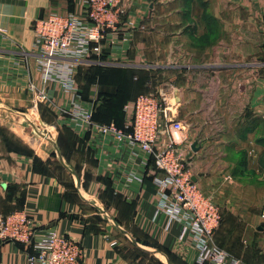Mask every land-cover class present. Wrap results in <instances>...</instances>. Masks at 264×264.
<instances>
[{
    "label": "crops",
    "instance_id": "0c3cea01",
    "mask_svg": "<svg viewBox=\"0 0 264 264\" xmlns=\"http://www.w3.org/2000/svg\"><path fill=\"white\" fill-rule=\"evenodd\" d=\"M84 1L0 0V127L18 142L11 152L0 146V215L25 211L36 228L30 244L0 240V264H27L37 253L34 245L53 230L80 243L79 264H138L125 242L154 257L163 252L174 264H199L196 249L178 242V223L166 231V216L154 221V160L88 122L87 109L100 103L96 92L88 98L77 87L81 98L74 107V93L64 85L75 83L78 66L73 72L69 62L57 61L46 79L34 22L52 13L84 18ZM119 5L123 30L104 58L124 61L136 51L144 61L136 71L139 92L166 94L185 123L193 179L208 189L211 181L241 178L236 169L244 163L243 173L264 181V0H187V13L181 9L186 0ZM131 19L136 27L130 30L124 23ZM41 90L49 100L39 99ZM127 117L124 107L118 119L92 120L122 126ZM25 120L34 128L38 123L50 140L32 141ZM166 142L161 131L158 148ZM84 156L96 166L92 174L89 162L81 163ZM263 226L264 205L256 227Z\"/></svg>",
    "mask_w": 264,
    "mask_h": 264
},
{
    "label": "built area",
    "instance_id": "2783aa9c",
    "mask_svg": "<svg viewBox=\"0 0 264 264\" xmlns=\"http://www.w3.org/2000/svg\"><path fill=\"white\" fill-rule=\"evenodd\" d=\"M119 3L120 0H85L84 18L73 13H52L35 20L36 48L46 56L48 63L46 79L50 78L49 73L55 72L57 61L69 62L70 69L74 68L75 60L103 63L108 46L115 43L120 29L123 30L118 26L123 12ZM124 25L130 30L136 27L132 19ZM122 40L126 41L128 37L124 36ZM69 80L64 86L74 93L72 103L78 108L81 97L76 84ZM38 97L41 101L49 100L45 90H41ZM94 109V103L87 109L89 123L104 135L137 146L154 160L152 175L157 189L154 221L166 216V231L178 223L181 227L178 242L196 249L199 264H244L224 249L212 245L221 222V210L214 198L192 177L184 148L186 125L173 113L166 94L154 91L139 94L125 106L128 117L123 127L94 122ZM161 131L165 132L167 142L158 148ZM35 239L36 228L25 211L0 215L1 241L30 244ZM34 246L37 253L28 256L27 264H79L83 258L80 243L56 230L45 233Z\"/></svg>",
    "mask_w": 264,
    "mask_h": 264
},
{
    "label": "rangeland",
    "instance_id": "374dc122",
    "mask_svg": "<svg viewBox=\"0 0 264 264\" xmlns=\"http://www.w3.org/2000/svg\"><path fill=\"white\" fill-rule=\"evenodd\" d=\"M176 9H178V7H176ZM181 9L183 12L187 13L186 6H182ZM155 45H158V42H156ZM153 49L158 50L159 48L154 47ZM136 53L137 52L134 51L133 56L131 55L129 59L124 61L107 60L106 58H102L104 63H97L95 60H75L74 68L78 66L75 76L77 87L84 92L85 96H89L88 98H91V95L94 96L96 92V98H100V101L102 100L101 105L104 104V101H111L109 97L118 99L129 97L127 101H131L139 94L153 92L146 90L141 93L139 92L141 90L140 84L142 80L137 76L136 71H140L137 65L144 63V61L137 60L138 56ZM163 59H165V57ZM109 80V85H105L104 82H108ZM105 88H110L115 92H110L108 97H105L107 96L106 92H108ZM111 94L114 95L111 96ZM111 103L114 105L113 101H111ZM101 110L103 112L107 109L102 108ZM107 121L117 125V122L114 120ZM24 123H26L27 128L31 131L32 141H36L35 137L39 138V136L44 137V141L50 140L45 131L44 133L41 132V127L38 123L36 128H34L33 125L31 126L28 120H25ZM119 127H123V125ZM65 139L68 140L66 137ZM15 143L18 142L14 134L1 126L0 146L4 145L3 148L11 152L14 150ZM80 158L83 165V161L89 162L85 156L84 160L82 157ZM79 162L80 160L78 158L76 166H78V164L82 166ZM89 166L87 167H89V171H91L92 174V171L95 172L94 169L96 166H93L90 162ZM233 168L234 165L231 164L229 169L230 172ZM240 177L239 179L234 178L232 181L225 179L211 181V186L216 187L215 189H220L222 192H219L220 190L216 192L214 189H209L211 186H208L207 189V185H205L204 187L207 190L202 187L203 191L214 198L221 210V224L214 233L212 245L224 249L229 255L244 264H261L264 263V226L261 229H257L256 225L257 218L264 205V181L256 178L255 175L247 171L246 174L242 172ZM210 190H213V193H211ZM125 245L133 250L131 256L134 255V260L138 264H174V261H170V259L168 262L167 256L169 255L164 254L157 247L156 250L162 254H156V258L135 243L125 242ZM159 259L164 261V263L160 262Z\"/></svg>",
    "mask_w": 264,
    "mask_h": 264
},
{
    "label": "trees",
    "instance_id": "16d2710c",
    "mask_svg": "<svg viewBox=\"0 0 264 264\" xmlns=\"http://www.w3.org/2000/svg\"><path fill=\"white\" fill-rule=\"evenodd\" d=\"M186 7H187V0H186ZM105 83V85L106 84H108L109 85V83H110V80L108 81V82H104ZM106 89V91H108V92H106V95L107 96H105V97H108V94L110 93V92H115V91H113L112 89H110V88H105ZM112 95H114V94H111V96ZM110 99H111V101H113V103H114V105L111 103V101H104V104H102L101 105V103H102V100L100 101V103H99V105L97 106V107H95V110H94V112H93V118H95V120H97V121H102V119L101 118H104V119H106V118H110V119H118L117 117H120L121 116V114H122V112L124 111V107H125V105L127 104V102H129V101H127L128 99H129V97L128 98H124V99H122V98H120V99H118V98H112V97H109ZM131 98V97H130ZM122 99V100H121ZM127 101V102H126ZM102 108H106L107 110H104L103 112H102ZM113 110V111H112ZM101 111V112H100ZM103 113V114H102ZM101 115V116H100ZM100 120H99V119ZM105 121H107V120H105ZM102 122H104V120L102 121ZM107 122H110V121H107ZM118 123V122H117ZM118 125V124H117ZM124 125V124H123ZM119 126H121V125H119ZM243 166H244V163H242V164H240L239 166H237V169H236V172L238 173H242L243 172Z\"/></svg>",
    "mask_w": 264,
    "mask_h": 264
}]
</instances>
